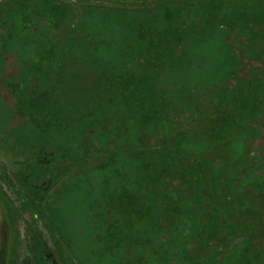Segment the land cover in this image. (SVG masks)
Masks as SVG:
<instances>
[{"label":"rangeland","instance_id":"obj_1","mask_svg":"<svg viewBox=\"0 0 264 264\" xmlns=\"http://www.w3.org/2000/svg\"><path fill=\"white\" fill-rule=\"evenodd\" d=\"M2 249L264 264V0H0Z\"/></svg>","mask_w":264,"mask_h":264},{"label":"trees","instance_id":"obj_2","mask_svg":"<svg viewBox=\"0 0 264 264\" xmlns=\"http://www.w3.org/2000/svg\"><path fill=\"white\" fill-rule=\"evenodd\" d=\"M64 80V79H63ZM60 96V94H59ZM124 193H126L127 198H130V200H132V206L134 205L133 203L135 202V204H137V200L136 198L132 195L127 193L126 191H124ZM123 198H121V201L124 202V200L126 199L124 195H122ZM239 204V203H238ZM174 206H178L179 208V215H178V220L176 222V224H174L172 226V228L170 229V231L172 232V236L173 238L177 239V240H182V239H189L192 240V238H194V235L196 234V224L194 222V220L192 219V217L189 214L188 211V205L186 203V199L184 197H181V200L178 199V201L176 200L173 204ZM129 206V205H128ZM8 206L6 205V208ZM246 207V206H245ZM150 219V218H148ZM188 229V231L186 232V230ZM188 234V235H187ZM235 244V243H233ZM233 244H229L230 247H228L227 252L225 253V256L223 257V261L222 263H224L225 261H227L228 257H230L232 255V247ZM250 244V240L247 236H243L241 238V240L239 241V243H237V247L241 248L242 250H246V248H248ZM5 251L0 250V264H5ZM244 253V252H243ZM231 262L228 261L227 264Z\"/></svg>","mask_w":264,"mask_h":264}]
</instances>
